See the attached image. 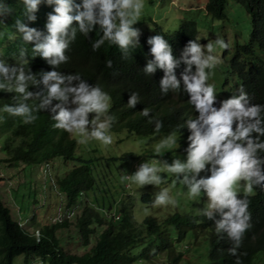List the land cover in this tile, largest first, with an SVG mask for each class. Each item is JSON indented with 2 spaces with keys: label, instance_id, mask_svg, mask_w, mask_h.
I'll return each mask as SVG.
<instances>
[{
  "label": "trees",
  "instance_id": "1",
  "mask_svg": "<svg viewBox=\"0 0 264 264\" xmlns=\"http://www.w3.org/2000/svg\"><path fill=\"white\" fill-rule=\"evenodd\" d=\"M79 2L73 0V12L76 10L74 5ZM234 3L242 6L249 15L250 33L242 42L237 40L222 51L224 65L238 80L239 89L247 94L248 103L264 105V0H206L204 8L182 14L188 18L172 21L169 31L164 28V22L159 24L151 19L150 30L137 31V36L132 39L138 44L135 47L130 44L126 50L107 40L93 50L92 42L102 34L98 26L93 25L85 35L73 21L65 33L68 39V33L76 29L74 39H69L68 47L64 49L68 59L55 66L47 63L51 57L43 58L38 52L33 55L36 41H24L14 23L19 18L27 27L39 31V39H43L47 34V14L53 11V5L41 0L34 13L35 19L28 20L24 0H0V61L23 68L26 74L31 71L37 81L35 84L26 82L25 91L33 93L27 98L14 90L0 89V171L2 167L12 166L19 168L23 177L27 169L34 176L44 171L52 160L61 161L58 174H44L41 182H33L31 207H27L24 201L15 200L18 212L30 217V227L39 226L38 236L19 222V213H13L10 208L9 196L16 199L19 183L15 187H7L5 194L1 192L0 185V264H16L19 262L16 258L21 255L22 264L31 263L34 256H38L42 264H237V258L239 264H264V190L259 185H252L251 193L235 191L238 198L247 200L250 227L242 234L236 253L231 254L228 249L233 247L232 239L224 229L215 230L216 221L222 218L220 212L213 209L212 216L206 218L202 211L185 213L172 204L154 205L155 197L147 191L139 195L127 191V172L123 175V186L118 184L108 163L103 165L101 162L105 156L99 154L100 144L91 143L82 150L81 143L69 131L53 126L55 121L48 109L57 104L56 99L46 108L37 109L36 119L30 123L2 110L4 105L23 103L31 108L39 104L44 89L40 74L55 68L61 74L78 73L90 87L97 86L108 95L107 108L99 114L87 112L94 116H87L86 119L98 121L101 118L108 125L106 129L117 137V142L184 133L187 148L191 130L185 121L195 119L196 111L188 101L182 82L177 89L169 87L161 92L163 69L155 68L150 74L144 73V66L152 59L146 40L151 35L162 36L170 44L174 58H179L189 40L194 39L201 44L203 38L209 36L210 30L217 27L213 20L226 21L227 9ZM107 60H111L110 66H106ZM184 67L183 60L174 67L177 79ZM0 82L14 86V74L7 81ZM64 83L76 85L78 81ZM38 92L40 96L35 95ZM132 92L139 99L133 107H128L127 101ZM215 96L213 103L219 107L224 99ZM71 99L72 94L69 93L67 101L59 103L65 108H72ZM144 108L149 109L146 116L140 115ZM157 120L160 122L159 129L155 127ZM261 120L264 127V110ZM250 135L253 143L258 142L255 139L257 133ZM259 140L264 141V134L259 135ZM165 155L161 152L158 157L164 158ZM256 155L264 157V151L257 149ZM130 158L138 162L140 156L126 151L119 156L108 155L106 161L114 163ZM66 163H71L70 167ZM94 167L97 168V178ZM64 168H67L65 172ZM260 169L264 172V163L260 164ZM159 175L163 177V172ZM3 179L0 176V181ZM54 197L58 200L54 201ZM139 203L147 212L137 221L135 209ZM73 207L80 209L74 230L70 229L71 224L66 217L57 216L52 220L55 210L60 209V214L61 211L72 214ZM36 208L48 211L51 215L48 223L41 224L36 220ZM41 217H46L44 212ZM74 241L77 249H85L82 253L65 247L66 243L71 246Z\"/></svg>",
  "mask_w": 264,
  "mask_h": 264
},
{
  "label": "clouds",
  "instance_id": "2",
  "mask_svg": "<svg viewBox=\"0 0 264 264\" xmlns=\"http://www.w3.org/2000/svg\"><path fill=\"white\" fill-rule=\"evenodd\" d=\"M52 4L53 11L47 14L45 27L47 34L43 39H39L40 32L27 27L21 23L19 18L15 20V27L22 33L24 41L35 40L33 44V55L37 52L47 59L50 65H58L68 57L64 54V49L68 47L69 39H74L76 29L68 33L69 25L73 21L77 22V28L82 34H87L93 25L98 26L101 35L92 42L91 47L95 50L103 41L115 43L119 49L126 50L131 44L133 47L138 44L132 38L137 36V30L129 25L139 16L142 8L141 0H80L73 9V0H43ZM41 0H24L25 11L28 20L35 19V11ZM150 45L148 51L152 59L148 60L144 66V73L150 74L155 68L163 69L164 75L160 79L161 92L167 91L169 87L177 89L181 82L184 91L188 94V101L193 105L196 116L195 119L186 120L187 127L191 130L187 140L186 159L180 161L173 159L172 163L165 164V170L169 173H184L179 177L180 182L187 186L188 195L196 196L201 193L207 197V204L202 209V214L206 218L212 216V210L220 212L221 219L216 221V231L224 229L233 241V247L228 252L235 254L240 245L242 234L250 227L249 213L247 211V200L238 198L233 185L243 179L246 182V189L250 190L252 185H259L264 190V172L260 169V164L264 163V157H258L256 150L264 151V141L259 140V135L264 134V127L261 126V112L264 105L249 104L247 94L241 89L238 95L223 97L220 93L213 91L211 84L205 81L209 73L205 69L211 70L217 62L212 55L213 43L206 42L203 47L199 42L189 40L184 47L181 56L174 58L171 46L162 36L155 34L147 38ZM202 43V42H201ZM215 45L223 49L227 44L219 37H215ZM23 55V52H21ZM180 60L184 61L185 67L177 79L173 69L178 66ZM106 66L111 65V60L105 61ZM195 65V69H193ZM14 74L15 85H7L0 82V89L14 90L21 93L23 97L32 96L33 93L25 91L26 82L37 83L31 71L27 74L23 68L9 66L0 61V80L7 81ZM40 82L44 85L43 95L39 104L29 107L20 103L15 106L4 105L3 111L13 116L22 117L25 123H30L36 119L37 109H44L53 99L57 104L51 105L48 109L52 113L55 121L54 127L63 128L66 131L75 130L78 133L85 132V124L88 123L86 113L94 111L97 114L107 108L108 95L97 86H89L80 79L78 73L61 74L55 68L43 71L40 74ZM77 80L76 85L71 82ZM72 94L71 103L75 106L65 108L60 105V101H67L68 94ZM224 100L220 101L217 107L213 101L216 96ZM35 95L40 96L41 93ZM138 96L135 92L129 96L127 105L133 107ZM149 109L144 108L140 115L146 116ZM235 121V128L233 122ZM156 129L160 128L157 120ZM108 128L106 122H100L87 133L88 137L94 138L103 144L111 143V137L105 133ZM257 133L255 138L258 142L253 143L251 133ZM247 141V143H243ZM84 141L81 140V143ZM173 138L169 136L161 144L154 148L159 152L162 145H171ZM208 162L207 176L196 178V173L205 168ZM160 169L155 164L144 163L132 173V179L138 184L146 183L159 184L160 176L157 175ZM192 172V176L188 172ZM165 203L174 204L175 201L167 194V189L160 190L153 200L154 205ZM227 211H222L223 209ZM34 234V233H33ZM35 236H38V231ZM237 264L238 258H237Z\"/></svg>",
  "mask_w": 264,
  "mask_h": 264
},
{
  "label": "rangeland",
  "instance_id": "3",
  "mask_svg": "<svg viewBox=\"0 0 264 264\" xmlns=\"http://www.w3.org/2000/svg\"><path fill=\"white\" fill-rule=\"evenodd\" d=\"M206 0H154L153 2H149V0H141L142 8L140 9L139 16L129 25V27L136 29L137 31H147L150 30L151 27V19L155 20L159 24L164 22L166 24L165 29L168 31L171 30L170 23L175 20H180L183 16L182 14L186 11L195 10L197 8H204V2ZM162 13L161 16L157 14ZM172 14V17H171ZM157 16V17H156ZM227 20H213L217 27L213 28L209 32L208 37H201L203 40L201 41V46L206 42L213 43L214 47L212 49V55L214 57H218L217 62L214 66L209 69H205L208 75L205 83L211 84L213 87V91L216 93H220L221 96H235L238 95L239 89V82L236 77L233 75L231 71L226 70L224 59L222 58L223 49L219 48V46L215 45V37L219 36L227 45L232 46L236 43L237 40L243 41L249 37V29H250V17L244 11L243 7L238 4H231L227 9ZM183 18H188L185 16ZM173 26V25H172ZM237 37H236V36ZM75 106V105H74ZM73 106V107H74ZM87 116H94L92 113L89 115L86 113ZM101 116V115H100ZM88 123L85 124V132L78 133L75 130L71 131L70 134L72 137L77 138L78 142L81 143V140L84 142L81 143V149L84 150L89 144H100L99 154L101 156H105V158L101 159L102 164L104 165L105 162L108 163L110 170L112 173L116 175L118 179V184L123 186L124 179L123 175L127 172L126 176V186L130 192H136V194H141L144 191L151 193L152 196L155 195L162 189H167L168 196L175 201L172 206L179 207L180 210L185 213L192 212L197 213L204 209L207 204V197L203 194V190L201 193L196 196H189L187 192V186L183 185L179 177L183 176L184 173H169L165 170V164L172 163L173 159H178L180 161H184L186 159V137L185 134H159L157 136H151L146 138H138L137 140L125 139L122 142H117V137L109 130L105 129V133L111 137V143L103 144L100 141L88 137L87 133H90L93 126H97L98 123L104 122L101 118L99 120H94L93 118L87 119ZM169 136L173 138V143L171 145H162L159 152H155L154 148L157 144H161L162 141H165ZM126 151H131L133 155L140 156L138 162H135V158H130L129 160L119 159L112 163L111 161H106V157L109 155H117L122 154ZM161 152H164L166 155L164 158L158 157ZM161 158V159H160ZM60 163L59 159H54L49 162L46 166L44 171H39V173L34 174V176L29 174V169L26 170L24 177L21 176L19 168L14 167H2L0 171V176H3L4 179L0 181L1 185V192L5 194L7 187H15L18 183V187L16 188V199L9 196V204L10 208L12 209L13 213H19L17 215V220L24 224L28 230L37 233L39 226H31L28 223L29 216H23L18 209L17 200L18 202L25 203L27 207H31L32 197L30 196L33 193L32 187L34 188L35 185L33 182H41L43 180L44 174L48 175H55L58 174L60 171ZM149 163L155 164L160 171H158L157 175L160 172H163V177H160L159 184H152L146 183L143 185H138L132 179V173H134L141 164ZM67 167H70L71 163H66ZM40 168V166H39ZM208 169V162L205 163V168L201 169L199 172L196 173V178H200L202 176H207L209 172ZM67 168H64L65 172ZM94 175L97 178V168L94 167ZM189 176H192V172H188ZM160 176V175H159ZM56 178V177H55ZM6 186V187H5ZM234 191H243V192H252V188L250 190L246 189V182L243 179L237 180L233 185ZM39 193V190L36 189V194ZM42 200V199H40ZM57 197H54V201H57ZM171 204V203H167ZM166 205V204H165ZM67 207H65L66 209ZM158 208V207H156ZM160 208V207H159ZM47 209V208H46ZM161 209V208H160ZM50 210V209H49ZM64 210V209H61ZM73 213H69L65 211H61L57 209L54 211V217L61 216L60 218L66 217L70 225V229L74 230V222L76 216L80 213V209L77 207H73ZM135 216L137 221H140L147 211L143 209L142 204H137L136 206ZM153 211H157V209H152ZM162 211V209H161ZM44 212L45 218H42L41 215ZM35 218L39 223H48L50 220L48 218L51 216L48 211L40 210L39 208L34 209ZM159 215V214H158ZM92 245V244H90ZM66 248L71 247L73 252L82 253L85 249H77V243H74L69 246L68 243L65 244ZM191 253V252H190ZM189 257V254H188ZM16 264H22L23 256H18ZM193 262H191L192 264ZM28 264H42L40 263V259L38 256L31 257V263Z\"/></svg>",
  "mask_w": 264,
  "mask_h": 264
}]
</instances>
